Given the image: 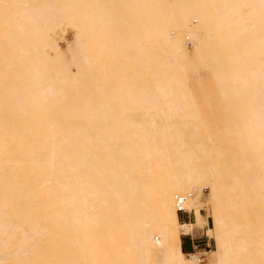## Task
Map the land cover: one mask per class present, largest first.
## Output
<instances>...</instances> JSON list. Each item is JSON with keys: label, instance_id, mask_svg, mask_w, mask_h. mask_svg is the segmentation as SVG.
Returning a JSON list of instances; mask_svg holds the SVG:
<instances>
[{"label": "bare ground", "instance_id": "6f19581e", "mask_svg": "<svg viewBox=\"0 0 264 264\" xmlns=\"http://www.w3.org/2000/svg\"><path fill=\"white\" fill-rule=\"evenodd\" d=\"M206 186L218 247L188 260ZM157 248L264 264V0H0V264Z\"/></svg>", "mask_w": 264, "mask_h": 264}, {"label": "rangeland", "instance_id": "374dc122", "mask_svg": "<svg viewBox=\"0 0 264 264\" xmlns=\"http://www.w3.org/2000/svg\"><path fill=\"white\" fill-rule=\"evenodd\" d=\"M75 34H76L75 29L72 27H68L64 40H61L59 43L60 46L62 47V49L65 50L68 47V45H70L73 42ZM186 46L188 49L193 50L192 43L189 42L188 44H186ZM198 81H204L205 86L201 88L197 84ZM195 82L196 83H194L193 88L195 89V92L198 95H201L202 93H207V92L211 91V89L213 87V82H211V80H209V79H206L202 74H198L196 76ZM88 92H90V90H88ZM67 94H68V90H65V92L63 94L64 98L67 97L66 96ZM214 105L215 104L213 103V107H215ZM215 109H217V108H215ZM212 113L214 114L215 112H212ZM102 118L106 119V116H103ZM212 185L216 186V183H213ZM212 191H213V188H209L208 186H206L202 189L201 206H200V211L198 213V216L196 218L195 228H204V229H202V231H203V233H206V231H207L208 238L205 237L204 234H202V233L195 236L194 242L199 245V247L197 248L198 249L197 251L204 250L206 252H209L210 250L218 247V239L216 237L214 216H215V213L220 212V209L218 207H216L212 202V195H211ZM140 213L141 214L145 213V214H148V215L153 216V217L155 216L153 213V210L151 209V207L148 203H144V206L142 207ZM187 215L190 216V214H187ZM180 220L182 222H185V221H189L191 219H188V217L183 216V220L181 218H180ZM196 237H199V238H196ZM182 239L184 240L186 247H187V250H185V251L183 250V247H182V251L185 254V257L188 260H190V258L192 256H194L193 253L188 254V250L191 253L190 246H191L192 238H191V236H187L186 238H183V236H181V246H182ZM207 241L210 244V248H204L205 243H207ZM109 243H110L111 249L113 251H117V253H118L119 250L115 246V244L112 241H110ZM161 251H162V249H159V248L154 249V255H155L156 262H154L152 264H159L160 263ZM208 260H209V255L207 254L206 260L204 262H199V264H206L208 262Z\"/></svg>", "mask_w": 264, "mask_h": 264}, {"label": "crops", "instance_id": "0c3cea01", "mask_svg": "<svg viewBox=\"0 0 264 264\" xmlns=\"http://www.w3.org/2000/svg\"><path fill=\"white\" fill-rule=\"evenodd\" d=\"M183 216H186V217H188V219H191V216L189 218V216L186 213H180L179 214V219L181 218L183 220ZM202 229H204V228H193L192 231H191V233H189L187 235H190L195 240V236H197V235H199V234L202 233V234H204L205 237L208 238L207 231H206V233H203ZM187 235H183V238H185V236H187ZM196 238H199V237H196ZM183 245H184V240L182 239V247H183ZM198 247H199V245L194 242V246H192V247L190 246L191 252L198 250L197 249ZM204 248H206V246ZM200 251H204V250H200ZM188 253H190V251H188Z\"/></svg>", "mask_w": 264, "mask_h": 264}, {"label": "built area", "instance_id": "2783aa9c", "mask_svg": "<svg viewBox=\"0 0 264 264\" xmlns=\"http://www.w3.org/2000/svg\"><path fill=\"white\" fill-rule=\"evenodd\" d=\"M183 203H184V199L182 197H178L177 198V211L178 212H182V211H185L184 208H183ZM187 236H190V235H187ZM185 236V238L187 237ZM192 238V237H191ZM194 246V239L192 238V241H191V247ZM205 246L206 248H210V244L207 242L205 243ZM200 262H203L204 261V258L202 257V259L200 258L199 260Z\"/></svg>", "mask_w": 264, "mask_h": 264}, {"label": "trees", "instance_id": "16d2710c", "mask_svg": "<svg viewBox=\"0 0 264 264\" xmlns=\"http://www.w3.org/2000/svg\"><path fill=\"white\" fill-rule=\"evenodd\" d=\"M183 249H184V250H187V247H186L185 242H184V245H183ZM188 251H189V250H188Z\"/></svg>", "mask_w": 264, "mask_h": 264}]
</instances>
